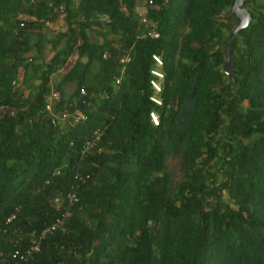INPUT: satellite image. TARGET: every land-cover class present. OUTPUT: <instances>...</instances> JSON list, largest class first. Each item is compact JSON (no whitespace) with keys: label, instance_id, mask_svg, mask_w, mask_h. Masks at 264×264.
I'll return each instance as SVG.
<instances>
[{"label":"trees","instance_id":"16d2710c","mask_svg":"<svg viewBox=\"0 0 264 264\" xmlns=\"http://www.w3.org/2000/svg\"><path fill=\"white\" fill-rule=\"evenodd\" d=\"M144 1L66 0L61 20L62 1L0 0V107L16 113L0 114V262L62 219L32 264H264V0L244 6L233 78L235 0H155L139 15ZM23 13L50 27H21ZM53 93L54 115L85 120L61 131Z\"/></svg>","mask_w":264,"mask_h":264},{"label":"built area","instance_id":"2783aa9c","mask_svg":"<svg viewBox=\"0 0 264 264\" xmlns=\"http://www.w3.org/2000/svg\"><path fill=\"white\" fill-rule=\"evenodd\" d=\"M39 1L44 2V3H48L49 6L53 5L54 3H57L58 1H62V3L58 6V11H59V18L61 20H65L66 17V11H65V1L66 0H32L31 4L36 6L39 4ZM159 1V7H165L167 6L172 0H158ZM156 1L155 0H146L144 1L143 5H144V9L147 12V10L150 7L155 6ZM145 12V13H146ZM98 21H100L101 23L104 24H109L110 20L107 16H97ZM19 21H22V23L20 24L21 27H24V21H32L33 23L35 22H41L45 25V27H50V21L47 19H38L37 16L35 15H31L28 13H23L19 16ZM143 22H146V19H143ZM150 35H153L154 38L158 37L157 33H150ZM105 59L108 57L107 54H104L103 56ZM153 59L155 61V68L151 70V74L155 77L158 78V80L161 82L164 79V74L162 73V68L164 66V62L163 59L158 56V55H154ZM131 61L129 52H123V55L120 59V64L123 66V69H125V66L127 64H129ZM122 78L121 77H117L115 79V85L118 86L120 85ZM159 81H152V85L153 87L158 91L161 92V87L159 84ZM14 84H20V82H15ZM81 95H85V90L81 91ZM152 102H154L155 104L162 106V100L161 98H159L158 96H153L150 98ZM60 97L53 93L50 100L47 103L46 106V111L48 113L51 114V116L53 117V124L58 125L61 129V131H64V129L66 128V126H76L78 125L81 121L85 120V115L81 112V111H76L72 114H69L68 111H64L63 114L61 116H56L53 114V102L54 101H59ZM0 114L2 117L6 116V115H11L14 116L15 110H10L8 107L6 106H1L0 107ZM151 119L153 121V123L155 125H158L159 123V119L157 117V115L155 113L151 114ZM107 130V128L105 127L104 130H97L96 132H94V136H95V141L94 142H88L86 143L83 153H86L87 151H89L92 147H94L98 141H100L101 137L104 135L105 131ZM73 190V187L71 188L70 191ZM65 199L67 200V202H69L70 205H73L74 202H77V197L75 195V193H67V195L65 196ZM55 204L57 205H62V200L60 198H56L55 199ZM17 212L18 209H16L15 213H12L6 220V225L11 224L17 217ZM69 216L68 213L65 214V218ZM57 230H61L62 232L65 231L64 228V220L62 219H58L56 220L55 223H53L52 225L46 227L44 230L40 231V232H32L31 234L28 235V241L26 242L27 246L24 247V243L22 242V239H16L13 240L14 244L17 246V248L13 251V253L11 254V256L7 259L6 262H0V264H32L33 263V259L39 255L42 251L43 248V242L47 239V237L49 235L54 234L55 232H57ZM1 233V230H0ZM4 254L0 253V259L3 258Z\"/></svg>","mask_w":264,"mask_h":264},{"label":"water","instance_id":"95a60500","mask_svg":"<svg viewBox=\"0 0 264 264\" xmlns=\"http://www.w3.org/2000/svg\"><path fill=\"white\" fill-rule=\"evenodd\" d=\"M255 0H235L234 5L232 7V16L236 21V26L231 32L229 39L226 45V62L223 67L224 73L233 78L232 74V52L230 48V44L232 40L239 34V32L243 29H246L250 26L252 17L249 11L244 7L246 3L253 2Z\"/></svg>","mask_w":264,"mask_h":264},{"label":"rangeland","instance_id":"374dc122","mask_svg":"<svg viewBox=\"0 0 264 264\" xmlns=\"http://www.w3.org/2000/svg\"><path fill=\"white\" fill-rule=\"evenodd\" d=\"M138 10H142V11H138ZM137 12H141V14H145V9H144V5H143V3H142V5H139L138 7H137ZM63 25H64V23L63 22H60V23H58V25H56V26H58L59 28H61V27H63ZM57 28L55 27V30H56ZM57 32V31H56ZM94 37V36H93ZM102 40V39H101ZM100 40V41H101ZM70 61L72 62V59H70ZM62 72L60 73V74H56V76H54V78H53V80H54V82L55 81H58V79L59 78H61L62 77ZM57 79V80H56ZM56 83V82H55ZM70 91V89H67V92H69ZM72 91H73V89H72ZM69 93H71V91L69 92ZM217 167V165H215V168ZM215 170L216 169H214V170H212L211 172H209V174H208V177L209 178H211V176H213L214 175V172H215Z\"/></svg>","mask_w":264,"mask_h":264},{"label":"crops","instance_id":"0c3cea01","mask_svg":"<svg viewBox=\"0 0 264 264\" xmlns=\"http://www.w3.org/2000/svg\"><path fill=\"white\" fill-rule=\"evenodd\" d=\"M138 11H142V10H138ZM139 15H142L141 12H137ZM58 27V26H57ZM59 28V27H58ZM101 43L104 42V40L100 41ZM73 61V60H72ZM63 74V73H62ZM54 78V77H53ZM57 80V79H56ZM52 84H54V80H52Z\"/></svg>","mask_w":264,"mask_h":264}]
</instances>
